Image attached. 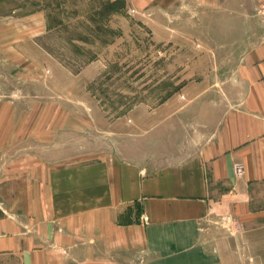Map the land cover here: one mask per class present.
I'll list each match as a JSON object with an SVG mask.
<instances>
[{"label": "crops", "instance_id": "obj_1", "mask_svg": "<svg viewBox=\"0 0 264 264\" xmlns=\"http://www.w3.org/2000/svg\"><path fill=\"white\" fill-rule=\"evenodd\" d=\"M124 1L140 8L177 0ZM188 1L222 22L229 58L218 83L206 79L192 96L204 100L184 127L196 136L173 155L71 160L55 128L37 121L28 127L35 148L23 157L22 123L0 101V264H214L198 240L203 220L264 228V0Z\"/></svg>", "mask_w": 264, "mask_h": 264}, {"label": "rangeland", "instance_id": "obj_2", "mask_svg": "<svg viewBox=\"0 0 264 264\" xmlns=\"http://www.w3.org/2000/svg\"><path fill=\"white\" fill-rule=\"evenodd\" d=\"M206 12L188 0L140 8L124 0H0V101L22 123L17 154L35 148L36 126L30 134L28 127L37 121L54 127L59 152L77 161L151 162L188 145L196 135L184 127L204 109L194 94L206 79L218 83L229 58L222 22L207 21ZM252 237L263 244L249 245ZM198 240L214 264H264V228L215 215L200 224Z\"/></svg>", "mask_w": 264, "mask_h": 264}, {"label": "built area", "instance_id": "obj_3", "mask_svg": "<svg viewBox=\"0 0 264 264\" xmlns=\"http://www.w3.org/2000/svg\"><path fill=\"white\" fill-rule=\"evenodd\" d=\"M260 8H261V11L264 13V2L260 6ZM237 168H239V166H237ZM142 220L146 221L147 220V216L143 214L142 215Z\"/></svg>", "mask_w": 264, "mask_h": 264}, {"label": "bare ground", "instance_id": "obj_4", "mask_svg": "<svg viewBox=\"0 0 264 264\" xmlns=\"http://www.w3.org/2000/svg\"><path fill=\"white\" fill-rule=\"evenodd\" d=\"M237 201V200H236ZM238 201H239V199H238Z\"/></svg>", "mask_w": 264, "mask_h": 264}]
</instances>
